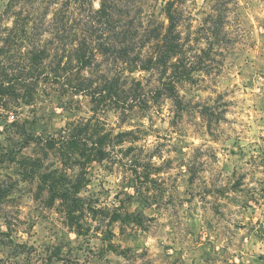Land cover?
Returning <instances> with one entry per match:
<instances>
[{
    "label": "rangeland",
    "instance_id": "1",
    "mask_svg": "<svg viewBox=\"0 0 264 264\" xmlns=\"http://www.w3.org/2000/svg\"><path fill=\"white\" fill-rule=\"evenodd\" d=\"M165 1L138 4L163 19ZM6 2L0 0V10ZM182 6L181 29L192 35L206 0H182ZM228 6L229 47L214 56L209 72L195 71L192 82L180 87L186 104L180 117L173 118L169 99L158 107H135L125 121L110 110L97 114L107 129L133 130L136 140L122 147L132 145L131 151L115 147L91 163L80 195L105 211L123 205L143 214L144 227L107 225V216L87 215L83 228L90 230L77 234L57 203L49 206L46 192H38L36 179H22L17 163L4 160L0 264H264V0H231ZM201 46L198 41L193 48ZM134 76L145 92L157 83L150 72ZM203 107L219 119L209 121L200 113ZM90 108L87 95L40 83L31 104L0 109V149L38 156L36 143L26 145L13 121L45 137L71 120L91 117ZM44 164L60 166L53 153ZM109 227L121 254L105 249L102 232Z\"/></svg>",
    "mask_w": 264,
    "mask_h": 264
},
{
    "label": "trees",
    "instance_id": "2",
    "mask_svg": "<svg viewBox=\"0 0 264 264\" xmlns=\"http://www.w3.org/2000/svg\"><path fill=\"white\" fill-rule=\"evenodd\" d=\"M138 1L97 0L95 8L94 0H7L0 10V109L31 104L40 83H57L62 93L89 97L92 116L67 122L57 134L33 135L18 121L11 123L20 128L26 145L36 143L40 155L18 157L10 148L0 149V162H15L22 179H36L38 192H46L49 206L57 203L77 234L90 230L83 228L87 215L94 220L105 215L107 225L119 222L139 228L148 219L123 210V205L105 211L80 195L91 163L106 159L115 147L131 151L132 145L122 147L136 140L133 130L107 129L97 114L110 110L125 121L135 107H158L162 99H169L173 118L180 117L186 110L180 87L192 82L195 71L209 72L214 56L229 47L225 15L231 0H206L207 11L193 36H184L181 29L182 0H166L160 8L163 19L146 13ZM198 41L204 44L199 52L193 48ZM4 56H10L6 64ZM136 71L154 74L157 83L145 92ZM200 113L209 121L219 119L209 107ZM50 153L60 166L44 164ZM73 169V175L67 172ZM4 192L0 184V195ZM102 233L105 249L121 254L112 241V229Z\"/></svg>",
    "mask_w": 264,
    "mask_h": 264
}]
</instances>
